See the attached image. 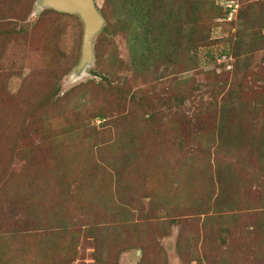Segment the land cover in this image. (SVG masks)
Instances as JSON below:
<instances>
[{
	"label": "rangeland",
	"instance_id": "1",
	"mask_svg": "<svg viewBox=\"0 0 264 264\" xmlns=\"http://www.w3.org/2000/svg\"><path fill=\"white\" fill-rule=\"evenodd\" d=\"M37 1L0 0V264H97L105 246L140 264L141 245L154 264H264V0H195V35L156 62L95 0L80 76V16Z\"/></svg>",
	"mask_w": 264,
	"mask_h": 264
},
{
	"label": "trees",
	"instance_id": "2",
	"mask_svg": "<svg viewBox=\"0 0 264 264\" xmlns=\"http://www.w3.org/2000/svg\"><path fill=\"white\" fill-rule=\"evenodd\" d=\"M162 0H105L103 14L107 17V14L114 18V20H120L124 22V27H130L131 33L129 34V46L132 49L133 54L138 55L142 50H148L149 53L158 51L156 54L155 61L161 55L164 56L166 52L165 45H172L173 47L178 46L179 44L186 43L188 39H191L192 35L196 33V27L198 24L199 13L203 10L200 9L201 2L196 3L194 0H180L179 2H175L176 0H163L167 4L175 5L170 8L167 12L164 11L162 14L164 16L163 19L166 21V29L170 30V32H165V28L159 30L162 31V38L159 44H155L150 37L149 28L153 24V17L157 12H161L162 8H160V3ZM196 3V4H195ZM204 5V4H203ZM54 10V9H52ZM56 11V10H54ZM58 12V11H57ZM167 12V13H166ZM206 12V11H205ZM189 16L191 17L189 19ZM163 20V21H164ZM190 23H192L190 25ZM140 26L139 30L134 28V26ZM170 24H173L170 26ZM190 25V26H189ZM139 31V32H138ZM195 31V32H194ZM166 34V35H165ZM186 41V42H185ZM264 41V37H263ZM171 43V44H170ZM188 47L195 48L193 43L188 44ZM169 50V49H168ZM185 64H189L188 61H184ZM192 66L189 64V67ZM228 107L226 104L224 105V109L226 110ZM264 135V131L260 132L257 136ZM256 139L257 137H253ZM261 140L260 138H258ZM264 156V155H262ZM217 199H221V196ZM119 221V224L122 222L121 218H116ZM126 219V218H125ZM127 227V226H126ZM134 244H126L123 246V251L128 249L129 247H133ZM142 249V256L140 259V264H154L149 261V258L146 254V250L148 247L141 245L139 246ZM146 247V248H145ZM102 254L97 260V264H106L105 248L102 247ZM108 254V253H107ZM160 261L163 264H167V256L166 254L161 255ZM115 264H117V260H115Z\"/></svg>",
	"mask_w": 264,
	"mask_h": 264
},
{
	"label": "water",
	"instance_id": "3",
	"mask_svg": "<svg viewBox=\"0 0 264 264\" xmlns=\"http://www.w3.org/2000/svg\"><path fill=\"white\" fill-rule=\"evenodd\" d=\"M51 8L63 13L77 14L83 22L81 55L75 68L80 76L94 61V36L102 29L105 20L95 0H38L36 9Z\"/></svg>",
	"mask_w": 264,
	"mask_h": 264
}]
</instances>
